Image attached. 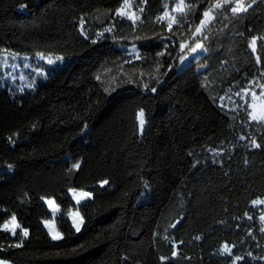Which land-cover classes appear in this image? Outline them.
Wrapping results in <instances>:
<instances>
[{
	"label": "trees",
	"instance_id": "1",
	"mask_svg": "<svg viewBox=\"0 0 264 264\" xmlns=\"http://www.w3.org/2000/svg\"><path fill=\"white\" fill-rule=\"evenodd\" d=\"M134 1L136 21L116 16L124 0H0V57L70 59L33 91L0 82V260L264 264L254 206L264 198V122L242 98L264 89V0H244L235 14L237 0L219 9L185 0L173 22L174 0ZM209 8L214 20L198 33ZM183 43L202 49L180 69ZM134 44L142 55L131 66L151 71L148 86L108 92L98 75ZM72 189L92 197L77 206ZM44 199L62 210L59 241ZM12 216L16 235L3 229Z\"/></svg>",
	"mask_w": 264,
	"mask_h": 264
},
{
	"label": "rangeland",
	"instance_id": "2",
	"mask_svg": "<svg viewBox=\"0 0 264 264\" xmlns=\"http://www.w3.org/2000/svg\"><path fill=\"white\" fill-rule=\"evenodd\" d=\"M185 3V0H184ZM180 4V0H174L173 11L168 13L170 22L174 20L176 13H182L184 11L178 10L177 6ZM141 7L137 6L134 0H130L129 7L124 9V15L116 16L122 19H128L131 21H136L138 15L141 12ZM131 17V18H130ZM211 20L209 23H206L205 26H208L214 20V14L211 12ZM205 19V18H204ZM105 33V32H104ZM199 33V32H198ZM103 34V33H102ZM199 45V47H197ZM182 50L185 52L184 56L180 57V66L183 68L190 58L197 55L202 49L201 44H195L193 47H187V43L181 45ZM127 51V59L119 62L118 64L108 66L103 72L98 75L100 83L107 89L108 92H113L115 89L124 88L128 85L141 83L142 85L148 86L146 77L151 76V71H146L138 67H132L131 64L136 63L141 58V51L138 45L126 46L123 47ZM194 49V50H193ZM161 58L165 57L167 51L161 53ZM51 61V62H50ZM70 62L69 58L57 56L53 54H10L4 53L0 57V82L3 87L10 93H24L28 91H33L38 86L39 83L46 80L49 74L57 72L59 69L63 68L67 63ZM158 78V76H156ZM155 79V77H154ZM242 98H249L248 105L250 109V119L256 122H264L260 120H253L252 114L256 113L259 115L261 112H264V89L260 85H256V89L245 91L242 95ZM140 113V112H139ZM144 113V112H143ZM144 125H145V116ZM138 121L140 125V118L138 114ZM143 125V127H144ZM141 128V127H140ZM143 129V128H142ZM1 171L13 172V168H1ZM76 193V195H74ZM80 193H87L85 191L79 190H70V194L76 203L77 206H81L86 203L92 196L88 193L87 197L79 195ZM53 199H44L45 204L48 206L52 219L45 223L49 234L53 239V235H58L59 238L53 239L59 241L62 239L61 233L57 228V220L62 215V210L54 201L53 205H49L46 201ZM256 201H261V203H254V206L260 208L262 212V217H264V198L258 199ZM73 226L78 232H81L85 227L84 220L78 210H72L69 215ZM11 220V219H10ZM9 220V221H10ZM262 227L264 231V219H261ZM17 223V220L14 222ZM19 225V224H18ZM14 225L9 224V227L12 228ZM20 230L19 228L15 229V232ZM15 234V235H16ZM3 261V260H0ZM4 264H12L8 261H3ZM237 264V263H236Z\"/></svg>",
	"mask_w": 264,
	"mask_h": 264
},
{
	"label": "snow or ice",
	"instance_id": "3",
	"mask_svg": "<svg viewBox=\"0 0 264 264\" xmlns=\"http://www.w3.org/2000/svg\"><path fill=\"white\" fill-rule=\"evenodd\" d=\"M231 2H232V0H218V2L215 3L212 6V8L219 9V8L223 7L224 5H227V4L231 3ZM129 4H130V0H124V4H123L122 8L117 10V14L118 15H124L125 14L124 13V9L127 8V7H129ZM184 7H185L184 0H180V4L177 6L178 10L183 11V8ZM212 8H209L207 11H205L203 13V16H204L205 19H202L200 21V26L197 28V32H200L202 30V28L206 25V23H209L210 22V20L212 18L211 17ZM245 10L246 9L244 7V0H237L236 6L231 9V11L233 12V14L238 13L240 11H245ZM141 11H142V9H141ZM250 46L253 48V50H255L256 40H252ZM197 47H199V45H197ZM154 90L155 89H153V91ZM143 117H144V113H143V110H141V112L139 113L140 127H141V129L143 128V125H144V118ZM252 119L253 120L264 121V112H261L259 115H257L256 113H253L252 114ZM256 146L259 147V145H256ZM73 167L79 168V164H74ZM74 195H76V193H74ZM79 195H81L83 197H87L88 196V193H80ZM46 203H48L51 206V205L54 204V201L48 200V201H46ZM254 203H261V201H254ZM261 219H264V217H262ZM15 220H16V217L15 216H12V218H11L10 221H6L5 224L3 225L4 231L11 232L13 235H15L16 234L15 229L20 227L18 224H15L14 223ZM9 224H13L14 226L12 228H10L9 227ZM21 231L23 232V234L25 236L27 235L26 230L21 229ZM57 238H59L58 235H53V239H57ZM18 246L19 245H17V247ZM224 251L225 252H230V249H228L227 246H225ZM174 255H175V253H174ZM0 264H4V262L3 261H0Z\"/></svg>",
	"mask_w": 264,
	"mask_h": 264
}]
</instances>
